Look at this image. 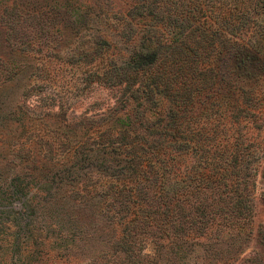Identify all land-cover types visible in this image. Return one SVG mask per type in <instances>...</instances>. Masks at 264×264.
<instances>
[{
	"label": "trees",
	"instance_id": "1",
	"mask_svg": "<svg viewBox=\"0 0 264 264\" xmlns=\"http://www.w3.org/2000/svg\"><path fill=\"white\" fill-rule=\"evenodd\" d=\"M146 1L116 18L61 3L63 60L116 96L97 125L61 131L40 176L3 178L4 163L33 122L13 90L54 56L0 66V261L264 264V0Z\"/></svg>",
	"mask_w": 264,
	"mask_h": 264
},
{
	"label": "rangeland",
	"instance_id": "2",
	"mask_svg": "<svg viewBox=\"0 0 264 264\" xmlns=\"http://www.w3.org/2000/svg\"><path fill=\"white\" fill-rule=\"evenodd\" d=\"M92 1L96 5L111 8L113 18L120 13H125L134 4L147 3L146 0ZM62 2L63 0H0V66L11 68L10 61L18 63L13 65L16 67H21L20 65L25 64L26 61V66H31L36 62V54L39 53L54 56L53 60L47 63V75L43 74L42 77L36 75L32 76V79L21 80L13 90V93H26L20 97L19 101L26 106V109L29 107L33 122L30 121V132L14 142L11 158L15 156V160L13 163H4V170L7 172L5 171L3 178H8L9 172L12 171L24 174L26 178H29L30 174L40 176L45 172H40L41 166L50 165L48 160L53 156L52 149L61 150V144L64 141V134L61 132L63 129H79V125L82 124L93 127L98 124V120H101L100 117L106 118L112 114L115 90L106 86H91L84 89L80 76L87 70L63 60L66 51L60 33ZM150 19V16L143 19L136 17L134 21H137L136 25L143 26ZM38 64L41 65L40 61ZM46 123H50L56 130ZM31 140L39 141V144L35 145L41 146L39 152L36 150V156L29 150L28 144ZM4 151L0 155L2 159L5 152L9 154L8 149ZM36 158L35 162L39 166L35 168L36 170H32V167L36 166L34 163ZM261 187H263L262 181L258 184L254 196L256 206L254 232L257 225L264 220V204L259 196ZM249 242L251 247L255 239L252 238ZM146 251L150 252L149 245ZM55 263L76 264V261L60 260ZM0 264H6V262L3 260Z\"/></svg>",
	"mask_w": 264,
	"mask_h": 264
}]
</instances>
